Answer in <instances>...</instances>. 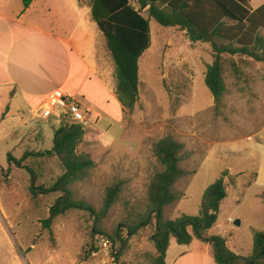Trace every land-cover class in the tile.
<instances>
[{
    "label": "rangeland",
    "instance_id": "374dc122",
    "mask_svg": "<svg viewBox=\"0 0 264 264\" xmlns=\"http://www.w3.org/2000/svg\"><path fill=\"white\" fill-rule=\"evenodd\" d=\"M150 26L152 45L139 61V102L132 113L122 111L119 117L100 110L91 114L81 150L93 157L96 169L90 180L71 187L77 199L99 211L108 189L122 183L119 202L98 223L104 233L93 238L95 218L72 210L53 222L51 236L43 224L62 193L33 198L25 168L11 174L22 188H8L9 148L0 142V264H111L97 248L96 238H110L119 255L120 237L128 234L126 228L116 232L145 211L151 178L161 170L153 147L168 136L184 145L182 167L188 175L177 185L185 197L166 209L167 218L198 215L207 187L227 172L228 197L219 221L226 224L232 250L252 253L254 231L264 230V63L226 57L227 91L217 108L205 84L214 61L211 48L154 20ZM53 124L55 129L60 126L58 121ZM24 164L41 175L37 186L50 187L63 174L57 159H29ZM236 218L244 219L239 228L227 223ZM153 233L154 226L130 237L117 264H151L156 252Z\"/></svg>",
    "mask_w": 264,
    "mask_h": 264
},
{
    "label": "trees",
    "instance_id": "16d2710c",
    "mask_svg": "<svg viewBox=\"0 0 264 264\" xmlns=\"http://www.w3.org/2000/svg\"><path fill=\"white\" fill-rule=\"evenodd\" d=\"M22 2L27 9L34 0ZM146 12L149 19L145 16ZM92 16L104 34L107 48L115 61L116 94L126 113H132L139 102V61L152 45L151 20L185 33L193 43L211 47L214 61L208 66L205 84L214 96L217 108L222 107L227 91L224 79L226 57H248L264 63V5L253 11L248 0H93ZM85 135L86 129L81 124L73 120L63 121L55 131L52 150L27 151L20 160H14L18 168L29 172L33 198L62 193L50 207L49 218L43 224L51 236L53 222L72 210L86 212L95 218L93 238L103 234L98 223L108 216L121 198L122 183H118L108 189L104 205L97 211L92 204L77 199L72 192V186L90 180L96 169L93 157L81 150ZM183 150L184 145L170 136L154 145L153 151L161 170L151 178L145 211L137 213L135 219L129 221L130 224L116 232L119 235V231L126 228L128 234L127 238L120 237L117 261L130 237L154 226L151 241L156 252L151 256V264H167L172 237L179 245H189L194 239L209 244L213 248L216 264H264V230L254 231L253 251L249 256L233 252L224 236L210 234L219 221L220 207L228 197L224 181L227 172L207 187L198 215L167 218L166 209L177 205L185 197V192L177 188L178 183L188 175L182 167ZM29 159H57L63 174L50 187L37 186L41 175L24 164Z\"/></svg>",
    "mask_w": 264,
    "mask_h": 264
},
{
    "label": "crops",
    "instance_id": "0c3cea01",
    "mask_svg": "<svg viewBox=\"0 0 264 264\" xmlns=\"http://www.w3.org/2000/svg\"><path fill=\"white\" fill-rule=\"evenodd\" d=\"M253 1L248 0L253 11L264 5V0ZM92 4L93 0H34L25 9L22 0H0V142L9 148L10 189L22 188L11 175L18 169L14 160L27 151L53 148V122L61 124L58 113L49 119L36 116L51 92L61 90L79 99L90 119L97 110L115 117L124 111L116 94V64L93 19ZM237 219L241 227L244 219ZM225 226L218 221L210 234L226 238L227 229L225 233L218 230ZM166 263L216 264L209 244L194 239L179 245L173 237Z\"/></svg>",
    "mask_w": 264,
    "mask_h": 264
},
{
    "label": "built area",
    "instance_id": "2783aa9c",
    "mask_svg": "<svg viewBox=\"0 0 264 264\" xmlns=\"http://www.w3.org/2000/svg\"><path fill=\"white\" fill-rule=\"evenodd\" d=\"M55 112L59 115L60 123L73 120L85 129L89 126V113L84 109L82 102L77 98L66 96L61 90H55L49 94L46 104L38 108L36 116L41 119H49ZM229 222L234 225V220L229 219L228 224ZM218 230L220 233H225L223 227H219ZM96 246L111 264H117V254L110 238L104 235L98 236Z\"/></svg>",
    "mask_w": 264,
    "mask_h": 264
},
{
    "label": "water",
    "instance_id": "95a60500",
    "mask_svg": "<svg viewBox=\"0 0 264 264\" xmlns=\"http://www.w3.org/2000/svg\"><path fill=\"white\" fill-rule=\"evenodd\" d=\"M234 225L239 227L241 225V220L240 219L235 220Z\"/></svg>",
    "mask_w": 264,
    "mask_h": 264
}]
</instances>
